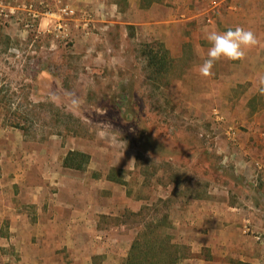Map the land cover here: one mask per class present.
I'll use <instances>...</instances> for the list:
<instances>
[{
	"label": "rangeland",
	"instance_id": "rangeland-1",
	"mask_svg": "<svg viewBox=\"0 0 264 264\" xmlns=\"http://www.w3.org/2000/svg\"><path fill=\"white\" fill-rule=\"evenodd\" d=\"M116 1L1 0L9 16L0 18V164L14 161L6 147L16 137L33 156L42 146L58 157L87 156L83 171L66 172L85 173L86 182L73 184L104 192L106 210L124 208L106 216L113 230L100 239L129 246L122 264L149 230L157 243L178 249L180 264L189 254L183 233L192 239V213L206 208L218 213L211 225L225 224L229 207L243 235L262 245L264 263L262 169L250 163L253 154L240 155V137L226 134L232 123L245 134L246 125L216 120L197 97L202 81L190 47L175 60L160 40L128 25L126 0ZM24 6L40 14L31 30L24 29ZM65 8L73 13L64 15ZM239 157L250 167H240ZM201 218L194 223L205 226Z\"/></svg>",
	"mask_w": 264,
	"mask_h": 264
},
{
	"label": "crops",
	"instance_id": "crops-1",
	"mask_svg": "<svg viewBox=\"0 0 264 264\" xmlns=\"http://www.w3.org/2000/svg\"><path fill=\"white\" fill-rule=\"evenodd\" d=\"M143 1L126 0L130 16L127 24L160 40L175 60L187 58L191 48L196 68L211 47L205 39L207 30L224 32L240 26L256 34L260 44L243 60L217 61L213 74H199L202 83L194 87L216 120L227 118L246 125L247 132L238 135L232 123L235 138L228 132L227 137H240V155L253 154L250 163L262 169L259 174L264 177V159H258L264 158V95L256 87L257 77L264 75V0H145L144 6ZM15 140L14 145L6 147L14 154V161L5 159L0 164V264H122L129 246L122 248L111 244L114 241L100 239L101 235L110 238L108 233L113 230L104 224L106 216H118L124 208L106 210L104 192L94 195L86 183L74 185L71 179L86 182L87 178L85 173H67L64 155L58 157L54 149L42 146L33 156L35 151H28L22 138ZM24 150L30 153L28 160ZM237 164L250 167L240 157ZM124 203L130 208L134 202ZM229 210L230 214L224 213L228 215L225 224L216 225H211L208 218L218 217L217 212L211 215L205 208L192 213L196 221L202 217L207 224L201 226L191 219L192 239L183 233V239L191 240L189 254L180 264H232L233 260L264 264L262 245L243 235L245 231L237 228L234 209ZM204 230L207 234H202ZM239 249L243 251L238 254Z\"/></svg>",
	"mask_w": 264,
	"mask_h": 264
},
{
	"label": "clouds",
	"instance_id": "clouds-1",
	"mask_svg": "<svg viewBox=\"0 0 264 264\" xmlns=\"http://www.w3.org/2000/svg\"><path fill=\"white\" fill-rule=\"evenodd\" d=\"M205 39L211 47L207 51V58L198 66V72L203 77H210L213 74L212 69L217 61L222 59L227 61L243 60L249 50L260 44L252 30L240 26L224 32L215 29L207 30ZM256 87L258 92L264 95V75L257 77ZM72 103L78 104V99L74 98Z\"/></svg>",
	"mask_w": 264,
	"mask_h": 264
},
{
	"label": "trees",
	"instance_id": "trees-1",
	"mask_svg": "<svg viewBox=\"0 0 264 264\" xmlns=\"http://www.w3.org/2000/svg\"><path fill=\"white\" fill-rule=\"evenodd\" d=\"M149 60L153 61L154 57L149 58ZM88 160L87 156L71 151L64 158L63 166L83 171ZM151 234L149 230L147 234L144 233L138 240L136 239L132 243L126 264H177L181 259L177 255L178 249L167 244L165 240H160L161 242L157 243ZM137 256L139 257L137 258Z\"/></svg>",
	"mask_w": 264,
	"mask_h": 264
},
{
	"label": "built area",
	"instance_id": "built-area-1",
	"mask_svg": "<svg viewBox=\"0 0 264 264\" xmlns=\"http://www.w3.org/2000/svg\"><path fill=\"white\" fill-rule=\"evenodd\" d=\"M23 10H24L23 12H25L26 14L28 13L27 16L30 18V21L29 22L27 21L24 24V29L31 30L32 28H34V23L37 21V19L39 18L40 14L32 6H24ZM10 11H12V10H10ZM18 11H22V10H18ZM61 13H63L64 15H70L73 12L68 10V8H65V9L61 10ZM8 16L9 15L6 14V12H5V6H3V4L0 3V18L1 17L8 18ZM219 121H223V120H219ZM228 133L231 135L232 138H235V131L232 128L228 129Z\"/></svg>",
	"mask_w": 264,
	"mask_h": 264
}]
</instances>
